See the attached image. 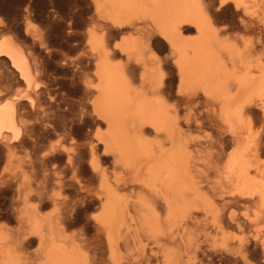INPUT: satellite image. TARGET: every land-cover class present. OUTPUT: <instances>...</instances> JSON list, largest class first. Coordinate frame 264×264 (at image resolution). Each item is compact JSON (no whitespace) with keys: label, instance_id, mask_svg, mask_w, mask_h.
Returning a JSON list of instances; mask_svg holds the SVG:
<instances>
[{"label":"bare ground","instance_id":"6f19581e","mask_svg":"<svg viewBox=\"0 0 264 264\" xmlns=\"http://www.w3.org/2000/svg\"><path fill=\"white\" fill-rule=\"evenodd\" d=\"M90 2L96 24L86 45L93 77L83 113L105 129L78 154L60 149L65 156L58 157L51 147L40 154L34 179L24 174L16 186L18 196L24 189L18 231L0 230V264H193L203 239L213 247L221 236L224 244L226 223L242 230L229 213L235 203H252L251 225L264 216V0ZM229 7L239 17L238 37L219 23ZM110 28L148 37L110 46ZM31 29L28 23L25 33ZM153 36L168 49L174 82L153 52ZM0 57L25 85L0 101V145L11 157L33 132L28 112L45 113L42 67L8 33L1 34ZM194 132L210 136L203 141ZM85 153L87 166L80 161ZM102 156L111 157L112 168ZM55 159L63 167L47 168ZM83 170L89 178L81 177ZM49 179L77 194L49 195L53 210L44 214ZM86 209L97 211L85 215L95 235L71 234ZM33 242L37 250L30 255L25 247Z\"/></svg>","mask_w":264,"mask_h":264},{"label":"rangeland","instance_id":"374dc122","mask_svg":"<svg viewBox=\"0 0 264 264\" xmlns=\"http://www.w3.org/2000/svg\"><path fill=\"white\" fill-rule=\"evenodd\" d=\"M220 14L222 16L219 18L220 25L226 27L232 37L240 36L241 31L237 29L240 26L239 17L233 8L221 10ZM28 23L31 24L32 29L26 34L25 29ZM95 24L94 8L90 0H0V38L4 33L16 36L18 41L30 47L38 58L42 67L40 78L42 84L40 85L44 91L42 106L45 109V113L28 112L25 120L33 132L29 134L30 136H25L24 143L15 147L13 156L10 157L8 150L0 145V230H5L4 232L14 234L18 231L16 213L21 208L24 189L18 196L16 186L23 182L24 174L34 179L33 175L39 171L40 154L53 146L59 149L56 154L58 157L64 158L65 154L61 151L62 149L71 154H78L82 151V144L93 138L98 130L105 129L97 128L98 125L92 118L84 114L87 113L85 107L89 109L90 97L86 91V82L93 77L86 36L87 30ZM145 36L148 37L145 31L131 33L126 28H110L107 37L112 46L113 44L121 45L131 37L145 39ZM252 36L250 38L255 39V36ZM42 42L44 45L41 44ZM151 42L153 52L161 62L164 73L170 81L174 82L176 72L171 68L172 61L169 59L167 47L158 36H153ZM122 59L121 56L117 57V60ZM23 89L25 90V85L19 80L18 74L11 68L9 61L0 57V101L17 95L19 91L23 93ZM202 132L194 133L203 141L206 140L205 136L201 137L208 135L206 137L208 140L210 133ZM65 133L68 135L64 136ZM262 153L264 157V152ZM84 155L80 157V161L84 160L87 166L89 158L86 153ZM102 160L107 167L112 168L110 156H102ZM52 163L59 168L64 165L63 160L55 159L47 163V168H50ZM89 176L86 170L81 172V177L84 179ZM10 180L11 185L7 184ZM47 182L46 189H44L45 199L42 200L45 204L44 214H49L53 210L47 203L49 195L59 194L60 198L72 199L77 194L75 189H69L66 186V189L55 187L52 179ZM35 186V182H32L33 189ZM93 211L94 209L80 211L79 216L77 215L78 221L75 219L73 226L69 227L70 233L95 235V230L91 227L92 222H87L85 219V215H89L90 212L93 214ZM229 213L241 223L242 230L236 231L234 224L226 223L225 232L228 238L224 244L220 241L221 236L218 237V243L213 247L210 242H204L205 239H203L201 252L193 264H264V252L261 245V239H264V216L257 224L255 223L256 225H251V219L252 217L255 219L256 212L253 211V205L250 202L244 205L242 202L235 203ZM82 219L84 220L81 221ZM25 249L29 251L25 250L28 254L32 255L37 250V244L29 243Z\"/></svg>","mask_w":264,"mask_h":264}]
</instances>
